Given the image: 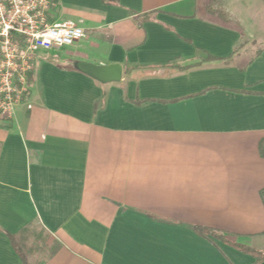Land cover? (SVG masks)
Wrapping results in <instances>:
<instances>
[{
  "label": "crops",
  "instance_id": "obj_1",
  "mask_svg": "<svg viewBox=\"0 0 264 264\" xmlns=\"http://www.w3.org/2000/svg\"><path fill=\"white\" fill-rule=\"evenodd\" d=\"M215 1L53 0L84 37L38 53L0 121V264L259 263L195 230L264 251V21Z\"/></svg>",
  "mask_w": 264,
  "mask_h": 264
},
{
  "label": "built area",
  "instance_id": "obj_2",
  "mask_svg": "<svg viewBox=\"0 0 264 264\" xmlns=\"http://www.w3.org/2000/svg\"><path fill=\"white\" fill-rule=\"evenodd\" d=\"M53 0H0V121L14 117L26 97L35 56L84 37L70 21L49 20Z\"/></svg>",
  "mask_w": 264,
  "mask_h": 264
},
{
  "label": "trees",
  "instance_id": "obj_3",
  "mask_svg": "<svg viewBox=\"0 0 264 264\" xmlns=\"http://www.w3.org/2000/svg\"><path fill=\"white\" fill-rule=\"evenodd\" d=\"M264 1V0H263ZM208 10L209 12L217 15L219 18L225 20L226 18L223 16V13L219 10H214L211 5L208 6ZM146 17H149V16H146ZM214 59L213 57H210L208 56L207 57V60H212ZM206 60V58H205ZM189 66V65H188ZM188 66H180L176 63H170L168 65H160V66H157V67H136L134 69H140L143 71L144 74H146L147 72H152L153 70H155L156 68H170V67H173V68H177V69H184V68H187ZM132 68H126L125 69V74H130L132 72V70H134ZM32 78H33V75H32V72L29 73L28 75V83L32 81ZM260 152H261V155L264 156V145L261 144L260 146ZM195 230L199 233V234H202L204 236H210V237H213V238H216L218 240H220L221 242L243 252V253H246V254H249L255 258L258 259L259 262H261L262 260H264V251L263 250H260V249H257V248H253V247H249V246H246L244 244H241V243H237L233 240H231L230 238H228L225 234L217 231V230H214V229H211V228H207V227H203V226H197L195 227ZM9 237L11 238L12 240V243H13V246L15 247V250L17 251V253L21 254V252L19 251V248L18 246L16 245V242L14 240V237L12 235H9ZM22 256V254H21ZM25 264H28L26 262H24Z\"/></svg>",
  "mask_w": 264,
  "mask_h": 264
},
{
  "label": "water",
  "instance_id": "obj_4",
  "mask_svg": "<svg viewBox=\"0 0 264 264\" xmlns=\"http://www.w3.org/2000/svg\"><path fill=\"white\" fill-rule=\"evenodd\" d=\"M74 68L102 84L119 82L123 73V69L118 63L96 65L87 61H77L74 63ZM258 264H264V260Z\"/></svg>",
  "mask_w": 264,
  "mask_h": 264
},
{
  "label": "rangeland",
  "instance_id": "obj_5",
  "mask_svg": "<svg viewBox=\"0 0 264 264\" xmlns=\"http://www.w3.org/2000/svg\"><path fill=\"white\" fill-rule=\"evenodd\" d=\"M243 1H245L246 4L248 3V1H246V0H217L213 3H210L209 5H211V7L214 10L221 11L223 13V16L227 19L228 14L225 10V6L229 7V8H231V6H232V8H237L238 10H240L239 8H241V4H243ZM248 4H250V6H252V8H253L252 15L260 18V20L258 19L259 23L263 22L264 20L262 18H264V12H262V10H260L257 13L256 8L258 7V5H261L264 8V1L263 0H250ZM208 6L206 9L207 11H209ZM259 23H257L258 26H259ZM260 26H261V23H260ZM261 28H264V25ZM65 47H67V46H65Z\"/></svg>",
  "mask_w": 264,
  "mask_h": 264
}]
</instances>
